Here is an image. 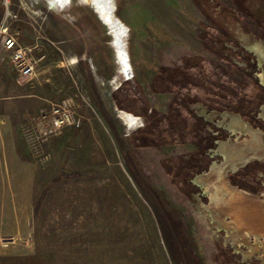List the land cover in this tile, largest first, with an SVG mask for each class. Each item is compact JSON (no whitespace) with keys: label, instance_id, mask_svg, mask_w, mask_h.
<instances>
[{"label":"rangeland","instance_id":"1","mask_svg":"<svg viewBox=\"0 0 264 264\" xmlns=\"http://www.w3.org/2000/svg\"><path fill=\"white\" fill-rule=\"evenodd\" d=\"M107 2L55 0L52 78L33 62L35 85L13 93L12 148L0 144V264H264V194L227 181L264 163V139L221 113L264 103V0ZM88 4L117 8V42ZM41 17L46 28L51 17ZM116 52L128 79L115 76ZM68 99L73 123L46 131ZM216 127L237 134L219 151ZM191 171L197 187L184 194Z\"/></svg>","mask_w":264,"mask_h":264},{"label":"crops","instance_id":"2","mask_svg":"<svg viewBox=\"0 0 264 264\" xmlns=\"http://www.w3.org/2000/svg\"><path fill=\"white\" fill-rule=\"evenodd\" d=\"M25 1L30 5V8L19 9L17 6L15 7L16 12L19 14V19L10 23V32L17 37L20 46L32 49L28 58L30 61L37 63L38 75H41L42 78L48 81L52 78V72H54L55 68L53 65L55 63V52L52 54L47 50L45 52V46L51 47L55 45V0ZM101 1L102 0H100V2ZM105 2L108 3L107 0H105ZM14 4H17V0H14ZM88 6L86 7V9H89L87 10L88 17L95 20V22L105 30V33L112 36V39L117 42L119 36H122L124 33V24L117 14V8L107 4L105 12L102 11V8L100 12H97L93 9L92 4H88ZM44 14L51 17V22L47 24L46 28H44V24L41 23L43 18H40V16ZM3 16L4 8L0 0V25L3 21ZM103 16L105 18H103ZM12 55L13 51H0V90L4 91L3 96L0 97V144L3 145L4 149V144L6 142H11L5 138L4 133H11V123L8 120L11 118L9 112H11L12 109L10 101L13 99V93L19 92V95H22L23 92L26 94L29 87L35 85V82H33L34 78H23L19 71L14 68L12 64ZM115 55V76L128 79V74L124 72L122 58L118 59L117 52ZM22 97L24 98L27 96L23 95ZM22 97L20 96V99H22ZM8 98L10 100H7ZM9 148H12L11 143ZM14 149H17L15 145Z\"/></svg>","mask_w":264,"mask_h":264},{"label":"flooded vegetation","instance_id":"3","mask_svg":"<svg viewBox=\"0 0 264 264\" xmlns=\"http://www.w3.org/2000/svg\"><path fill=\"white\" fill-rule=\"evenodd\" d=\"M264 34V33H263ZM237 37V36H236ZM259 40L264 41V35L260 36ZM233 43H236L237 45H239L238 40H232ZM250 46H254L253 43ZM251 58V57H250ZM252 59V61H250ZM250 60H247L246 66H249L251 68L254 69H259L260 64H259V60L256 58V61L254 58H251ZM246 72L247 74H249V77L253 78V74H250V70L246 67ZM256 73V72H255ZM259 80V79H258ZM260 81V80H259ZM258 81V82H259ZM260 85L264 88V84H261V82H259ZM264 106V103L262 105H260L259 109H254L252 111V113H247L242 111L240 108H235V109H224L221 111V113L223 112H230L234 115L231 116V120L234 123H238L240 125H242V127L245 129L244 131L249 132H255V134L260 137L261 140L264 139V117L262 116V108ZM219 111V109L215 108V112L217 113V111ZM213 111V110H212ZM220 116L222 117V114H220L218 112V114H216V116ZM240 116V117H239ZM242 118V119H240ZM217 128V127H216ZM240 131V130H239ZM243 132V131H242ZM219 134H225L223 137H218ZM218 135V136H217ZM237 134H235V132L231 129H224V128H217V130L215 131V139L213 140V145H217L216 149H220L219 148V143L221 141L225 142L228 139H231L233 137H235ZM204 138V137H203ZM219 145V146H218ZM212 148V147H211ZM219 151V150H218ZM246 161V160H245ZM187 162V161H186ZM186 162L184 163V165L182 166V170L183 169H187V164ZM244 162V159L240 160V163ZM236 166H234L233 168H235ZM242 168V169H241ZM238 171H230L227 177V181L229 182V184L232 187H237L240 190H245L253 195H260V194H264V183L263 180H261V178L258 177L259 174L263 173L264 174V163L262 162H252L249 161L246 163L245 166H242ZM212 169V163H210L206 169V172L211 171ZM244 170V171H243ZM252 170H255L254 172V177H255V182L254 185L251 184V182L249 181L248 178H251L252 175ZM250 172V173H249ZM197 176V173H193L188 172V173H183V177H184V181H185V186L187 187L186 189H184V194H188L191 192V190H193V186L195 187L196 184L194 182L195 177ZM250 176V177H247ZM254 181V180H253ZM197 187V186H196ZM252 264V263H251ZM253 264H258L257 262H253Z\"/></svg>","mask_w":264,"mask_h":264},{"label":"built area","instance_id":"4","mask_svg":"<svg viewBox=\"0 0 264 264\" xmlns=\"http://www.w3.org/2000/svg\"><path fill=\"white\" fill-rule=\"evenodd\" d=\"M4 8L3 21L0 25V50L13 51L12 61L18 68L21 77L29 78L35 72V63L29 60L28 55L31 49L20 46L17 37L10 32V23L19 19V14L15 10L14 0H1ZM24 0H19V5L23 6ZM73 104L71 100H65L62 104L54 106L52 114L46 121V131H54L60 134L62 130L73 123ZM46 118V116H45Z\"/></svg>","mask_w":264,"mask_h":264},{"label":"trees","instance_id":"5","mask_svg":"<svg viewBox=\"0 0 264 264\" xmlns=\"http://www.w3.org/2000/svg\"><path fill=\"white\" fill-rule=\"evenodd\" d=\"M113 7H114V6H113ZM241 10H244L243 12L246 13V15H247V14H250V13H249L248 11H246L245 9H241ZM260 26L262 27V24H260ZM263 27H264V24H263ZM217 39L223 41V40L220 39V38H217ZM230 41H231V40H230ZM211 48H212V47H211ZM216 109H217V108H216ZM219 110H220V109H219ZM222 110H223V109H222ZM222 110H221V111H222ZM144 136H145V137H149L148 134H147V135L145 134ZM144 139H145V138H144ZM144 139H143V140H144ZM143 144H144L145 147L151 145V143H150L149 140H144V141H143Z\"/></svg>","mask_w":264,"mask_h":264}]
</instances>
